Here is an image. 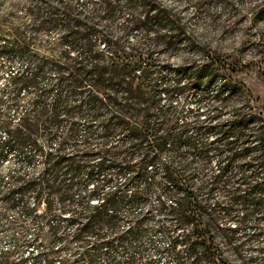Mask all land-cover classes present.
<instances>
[{"label": "trees", "instance_id": "1", "mask_svg": "<svg viewBox=\"0 0 264 264\" xmlns=\"http://www.w3.org/2000/svg\"><path fill=\"white\" fill-rule=\"evenodd\" d=\"M185 2L220 35L236 12ZM249 13L263 21L264 0ZM21 14L0 16V67L17 60L0 74V160L19 162L0 208L22 230L0 264L21 247L33 264H264L248 245L263 234L264 115L240 67L157 0H25ZM172 52L177 65L157 61Z\"/></svg>", "mask_w": 264, "mask_h": 264}, {"label": "rangeland", "instance_id": "2", "mask_svg": "<svg viewBox=\"0 0 264 264\" xmlns=\"http://www.w3.org/2000/svg\"><path fill=\"white\" fill-rule=\"evenodd\" d=\"M157 1L166 7H174L179 10L185 21L186 29L191 33L205 35L211 48L217 53L218 63L229 65L230 67H234L237 64L240 67V70L230 75L235 81L246 86L253 98L256 99L255 106L262 109L264 115V20L253 23L249 13L253 6L256 5L257 0H229L236 7V12L233 13L232 17L229 16L228 22H225L228 23V28L221 35L218 28L207 27L206 17L208 18V14L203 13L201 10V12L195 10L185 0ZM24 3L25 0H0V16L2 17L9 13V19H18V22L24 25L28 22L27 16L20 15V6L24 5ZM11 8H13L12 12H10ZM208 12L209 14L211 13V18H216L215 16L220 14L216 4L212 5ZM235 13L237 14L235 15ZM224 19H226L224 15L217 17L219 24H222ZM48 36L52 37L53 34L39 35L37 42ZM180 59L179 54L174 52L171 54L160 53L157 56L158 62L167 60L174 66L179 63ZM0 64L3 65L1 59ZM12 65L0 67V74L2 71L8 70V68L13 69L14 66L16 67L17 60ZM2 80V77H0V83ZM0 135H2V131H0ZM18 164L19 162L10 156L0 160V177L4 178L11 169L18 167ZM1 210L0 208V252L12 249L10 238L18 236L22 232L20 228H12L10 225V221L16 216V213L14 211L2 213ZM259 228L263 234L258 239H252L248 242L250 248L258 244H264V221L259 223ZM31 232L32 229L27 232L28 237L31 236ZM35 250L37 249L34 248L33 251ZM21 251L20 253H15L11 258L15 262L13 264H33L31 252L28 256L25 254L27 251H31V248L21 247ZM246 251L248 250L246 249Z\"/></svg>", "mask_w": 264, "mask_h": 264}]
</instances>
